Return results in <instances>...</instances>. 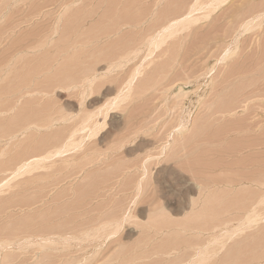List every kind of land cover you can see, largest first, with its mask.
Returning <instances> with one entry per match:
<instances>
[{"label":"rangeland","instance_id":"rangeland-1","mask_svg":"<svg viewBox=\"0 0 264 264\" xmlns=\"http://www.w3.org/2000/svg\"><path fill=\"white\" fill-rule=\"evenodd\" d=\"M0 264H264V0H0Z\"/></svg>","mask_w":264,"mask_h":264},{"label":"bare ground","instance_id":"bare-ground-1","mask_svg":"<svg viewBox=\"0 0 264 264\" xmlns=\"http://www.w3.org/2000/svg\"><path fill=\"white\" fill-rule=\"evenodd\" d=\"M61 152V151H60ZM57 153H59V152H57ZM118 226H120V224L118 223Z\"/></svg>","mask_w":264,"mask_h":264}]
</instances>
